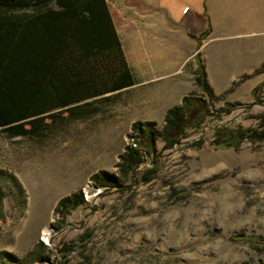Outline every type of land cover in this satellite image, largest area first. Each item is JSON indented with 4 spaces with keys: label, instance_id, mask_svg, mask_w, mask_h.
<instances>
[{
    "label": "rangeland",
    "instance_id": "obj_1",
    "mask_svg": "<svg viewBox=\"0 0 264 264\" xmlns=\"http://www.w3.org/2000/svg\"><path fill=\"white\" fill-rule=\"evenodd\" d=\"M137 4H109L119 31L122 9L139 13ZM194 65L202 66L210 88L226 81L209 74L207 66L218 69L216 61L203 58ZM232 80L211 97L198 92L193 81L187 95L205 101L204 124L168 149L158 138L156 152L143 153L127 175L117 165L125 149L135 147L131 125L150 122L141 117L139 102L125 104L113 95L54 112L26 134L0 129V264H264V251L244 238L264 236V138L236 148L211 144L216 125L257 126L264 116V90L256 96L252 90L264 73ZM225 103L239 106L213 120L211 114ZM162 124L156 122L154 130ZM101 171L114 187L96 186L93 177ZM257 171V178H244ZM76 194L82 205L56 212L59 201ZM241 198L244 208L226 214L225 206Z\"/></svg>",
    "mask_w": 264,
    "mask_h": 264
},
{
    "label": "trees",
    "instance_id": "obj_2",
    "mask_svg": "<svg viewBox=\"0 0 264 264\" xmlns=\"http://www.w3.org/2000/svg\"><path fill=\"white\" fill-rule=\"evenodd\" d=\"M111 21L105 0H0V129L26 134L54 112L89 105L106 93L131 85ZM261 72L264 62L256 70ZM194 86L198 92L213 95L200 65ZM262 90L264 81L253 88L252 95ZM205 105L202 96L189 94L166 112L160 130H154L153 122L132 124L136 144L120 156L119 172L127 175L141 163L143 153H155L158 138L163 149L179 145L189 129L196 131L204 124L209 115ZM237 105L225 103L211 114L212 119L220 121ZM212 138L216 148H236L244 141L257 144L264 138V116L254 128L216 125ZM93 180L105 190L115 186L102 171ZM2 197L0 191V200ZM83 203L81 194L66 197L59 201L56 212ZM244 238L256 250L264 251V236Z\"/></svg>",
    "mask_w": 264,
    "mask_h": 264
},
{
    "label": "crops",
    "instance_id": "obj_3",
    "mask_svg": "<svg viewBox=\"0 0 264 264\" xmlns=\"http://www.w3.org/2000/svg\"><path fill=\"white\" fill-rule=\"evenodd\" d=\"M134 1L140 11L124 7L119 31L109 8L113 0H105L131 85L98 98L115 95L125 104L139 102L141 117L156 123L190 93L194 63L203 58L218 63L214 71L207 66L212 77L226 79L210 84L214 95L226 91L232 79L242 74L264 73H256L264 62V0ZM206 30L210 31L207 37ZM133 121L130 116L129 124Z\"/></svg>",
    "mask_w": 264,
    "mask_h": 264
},
{
    "label": "clouds",
    "instance_id": "obj_4",
    "mask_svg": "<svg viewBox=\"0 0 264 264\" xmlns=\"http://www.w3.org/2000/svg\"><path fill=\"white\" fill-rule=\"evenodd\" d=\"M261 175L258 171L257 172H249L246 173L244 175L245 179L248 180H253L254 178H257V176ZM245 206V201L243 200V198H241V200L236 201V202H229L226 206H225V211L226 214L227 213H234L235 211H237L238 209L242 210Z\"/></svg>",
    "mask_w": 264,
    "mask_h": 264
},
{
    "label": "bare ground",
    "instance_id": "obj_5",
    "mask_svg": "<svg viewBox=\"0 0 264 264\" xmlns=\"http://www.w3.org/2000/svg\"><path fill=\"white\" fill-rule=\"evenodd\" d=\"M46 233H47V232H46ZM46 233L43 234V236H44L43 238H44V239H47V237H48V234H46Z\"/></svg>",
    "mask_w": 264,
    "mask_h": 264
}]
</instances>
